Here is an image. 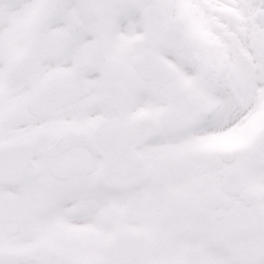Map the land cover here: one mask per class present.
I'll use <instances>...</instances> for the list:
<instances>
[{"label":"snow or ice","instance_id":"1","mask_svg":"<svg viewBox=\"0 0 264 264\" xmlns=\"http://www.w3.org/2000/svg\"><path fill=\"white\" fill-rule=\"evenodd\" d=\"M0 264H264V0H0Z\"/></svg>","mask_w":264,"mask_h":264}]
</instances>
